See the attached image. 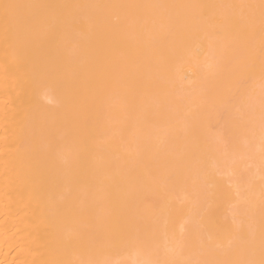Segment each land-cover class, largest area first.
Masks as SVG:
<instances>
[{
    "label": "bare ground",
    "instance_id": "obj_1",
    "mask_svg": "<svg viewBox=\"0 0 264 264\" xmlns=\"http://www.w3.org/2000/svg\"><path fill=\"white\" fill-rule=\"evenodd\" d=\"M0 264H264V0H0Z\"/></svg>",
    "mask_w": 264,
    "mask_h": 264
}]
</instances>
